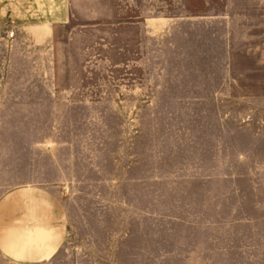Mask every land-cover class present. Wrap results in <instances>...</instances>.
Masks as SVG:
<instances>
[{"label":"rangeland","instance_id":"1","mask_svg":"<svg viewBox=\"0 0 264 264\" xmlns=\"http://www.w3.org/2000/svg\"><path fill=\"white\" fill-rule=\"evenodd\" d=\"M0 216L59 232L0 264H264V0H0Z\"/></svg>","mask_w":264,"mask_h":264},{"label":"crops","instance_id":"2","mask_svg":"<svg viewBox=\"0 0 264 264\" xmlns=\"http://www.w3.org/2000/svg\"><path fill=\"white\" fill-rule=\"evenodd\" d=\"M17 222L18 219L13 220L7 226L4 216H0V247L5 253L16 259L34 260L47 257L55 250L59 233L55 228L48 230L42 225L21 227Z\"/></svg>","mask_w":264,"mask_h":264}]
</instances>
